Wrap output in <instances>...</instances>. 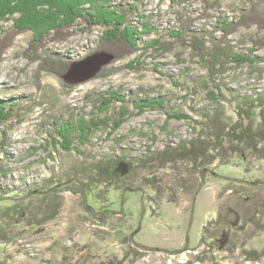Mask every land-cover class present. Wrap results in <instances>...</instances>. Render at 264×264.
Here are the masks:
<instances>
[{
    "label": "rangeland",
    "instance_id": "obj_1",
    "mask_svg": "<svg viewBox=\"0 0 264 264\" xmlns=\"http://www.w3.org/2000/svg\"><path fill=\"white\" fill-rule=\"evenodd\" d=\"M212 1H218L219 6L209 9L210 17L205 18L204 5L199 0H125L126 7L138 6V11H131L129 20L137 28L146 22L157 34L142 36L138 49L123 56L116 47L101 40L102 28L85 32L84 24L78 20L65 41L46 43L47 54L59 55L70 64L64 75L45 73L46 67L38 57L45 56L44 52L28 51L31 33L15 36L11 45L0 52V103H5L6 108L17 103L11 108L13 116L0 123V210L24 198L23 203L31 205L39 219L45 214L38 207L51 198L27 196L29 188L41 191L49 180L53 186L61 184L68 173L81 174L79 165L85 162L134 158L144 154L147 147L156 152L192 138L200 128L197 124L168 119L167 114L180 112L199 122L197 112L209 110L212 102L200 86V81L208 77L204 64L191 56L187 42L169 36L178 30L180 12L193 21L192 28L203 27L219 39L216 19L234 21L254 2L264 10V0ZM12 24L11 18L1 21L0 31H9ZM159 35L175 40L169 51L160 53L148 46ZM227 40L234 53L252 52V57L263 60L255 65L263 71L261 74L248 64L236 68L233 63L216 81L224 91V114L234 119L236 99L264 95V46L252 44L254 40L264 42V30L255 26L240 28ZM107 92H117L124 99L129 117L117 130L111 131L112 123L108 121L94 131L87 145L79 148L76 144L82 154L67 153L57 143L58 125L79 118L104 119L95 108L97 97ZM159 97L166 99L161 107L139 113L133 106V102ZM121 107L117 102L109 111ZM124 172L125 167H120L119 173ZM216 173L230 179L264 182V161L237 156L229 164L219 165ZM130 185L135 187L138 181ZM225 185L224 180L207 176L193 209L190 197L182 193L176 204L164 200L156 206L154 192L149 188L144 189L143 198L141 192L123 193L109 188L104 194L102 186H93L87 191V205L94 211L106 207L113 212L104 223H98L84 209L82 195L74 186H63L57 192L60 207L53 218L35 225L17 222L8 228L15 238L0 244V264H60L65 256L71 260L70 254L75 252V256H86L94 264H264V255L251 261L240 249L210 254L199 245L204 226L228 196L218 197ZM261 192L264 195V190ZM136 245L166 251L186 249L170 254L140 250ZM247 249L261 254L264 233H259ZM132 250L139 254L136 259Z\"/></svg>",
    "mask_w": 264,
    "mask_h": 264
},
{
    "label": "trees",
    "instance_id": "obj_2",
    "mask_svg": "<svg viewBox=\"0 0 264 264\" xmlns=\"http://www.w3.org/2000/svg\"><path fill=\"white\" fill-rule=\"evenodd\" d=\"M199 1L204 5L205 13L202 17L205 18L210 17L207 14L209 9L219 6L218 1ZM131 11H138V6L131 4L126 7L125 0H0V22L9 18L13 22L9 31H0V52L11 45L15 36L29 32L31 41L28 51L44 52L45 56L38 57L46 67L45 73L64 75L68 72L70 64L65 63L66 61L59 55L47 54L46 43L65 41L71 36L69 30L80 20L84 24L82 31L102 28V41L116 47L117 52L121 53L120 56L130 55L138 49L142 36L157 34L146 22L137 28L129 20V15L133 14ZM178 20H180L178 30L170 32L169 36L179 42H187L191 56L204 64L208 77L200 81V86L205 88L206 97L212 102V106L209 110L197 112L199 122L180 112L167 115L168 119L189 120L197 124L199 130H195L192 138L179 141L176 145H166L161 151L155 152L151 147H147L144 154L134 158L116 157L111 160L101 158L85 162L79 165L81 174L68 173L66 180L61 184L53 186L49 180L42 185L47 189L42 188L40 191L29 188L27 196L40 195L42 198L50 196L48 203L43 200L38 207L45 216L38 219L34 208L23 203L24 198L13 200L12 206L0 210V244L13 241L15 235L8 231V228L15 227L17 222L35 225L53 218L60 207L57 192L63 186H74L82 195L84 209L98 223H104L107 216L113 212L106 207L94 211L87 205V191L93 186H102L104 190L101 192L104 194L109 188L123 190V193L141 192L143 198L144 189L149 188L154 192L152 199L155 205L164 200L176 204L179 193H182L190 197L193 209L199 193L206 184L207 176H213L226 182L218 197L226 194L228 196L217 207L215 216L204 226L199 245L205 246L208 249L207 253L210 254L215 251L232 252L240 249L251 261H256L264 255V249L261 254L247 249V245L259 233H264V195L261 192L264 190V182L230 179L216 173L219 165H227L237 156L252 161H264V95L236 99L234 119H227L221 104L225 99L224 91L220 84L216 83L218 77L229 70V64L233 63L236 68L248 64L260 74L263 73L255 66L263 60L252 57V52L246 55L234 53L227 38L240 28L249 29L255 26L264 30V10L260 3L254 2L250 3L248 9L241 10L234 21L216 19L219 24L216 28L221 32L219 39L213 38V33L206 32L203 27L192 28L193 21L187 18L185 12H180ZM175 40L169 41L159 35L150 41L148 46L154 48L156 52L164 53L172 48ZM252 44L264 46L263 40H254ZM96 101L98 102L96 113L104 115V119L79 118L76 122L68 120L58 125L57 143L67 153L75 151L82 154L79 148L87 145L94 131L108 121L112 123L111 131H115L129 117L127 104L117 92L100 94ZM117 102L123 107L110 112V106ZM165 103L166 99L159 97L146 100L144 103L133 102V106L139 113H143L146 109H155V106L161 107ZM16 104H10L11 107L6 108L5 103H0V123L13 116L11 108ZM120 167H125L124 174L119 173ZM133 181H138V185L131 187ZM136 247L140 250L163 251L170 254H178L186 249L184 247L166 251L148 246ZM132 251L136 259L139 254L135 250ZM75 255L76 252L70 254L71 260H67L65 256L60 264H94L86 256Z\"/></svg>",
    "mask_w": 264,
    "mask_h": 264
}]
</instances>
